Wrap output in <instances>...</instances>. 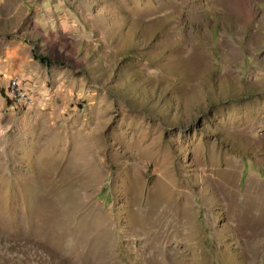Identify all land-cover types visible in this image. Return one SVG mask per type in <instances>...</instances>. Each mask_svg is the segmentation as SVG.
Returning <instances> with one entry per match:
<instances>
[{
	"label": "rangeland",
	"instance_id": "rangeland-1",
	"mask_svg": "<svg viewBox=\"0 0 264 264\" xmlns=\"http://www.w3.org/2000/svg\"><path fill=\"white\" fill-rule=\"evenodd\" d=\"M0 264H264V0H0Z\"/></svg>",
	"mask_w": 264,
	"mask_h": 264
},
{
	"label": "trees",
	"instance_id": "trees-1",
	"mask_svg": "<svg viewBox=\"0 0 264 264\" xmlns=\"http://www.w3.org/2000/svg\"><path fill=\"white\" fill-rule=\"evenodd\" d=\"M33 56L34 58L38 59L40 62L47 64L48 66L54 64V63H60V64H66L67 62L61 58L60 56L56 54H48L39 52L38 49L33 50Z\"/></svg>",
	"mask_w": 264,
	"mask_h": 264
},
{
	"label": "bare ground",
	"instance_id": "bare-ground-1",
	"mask_svg": "<svg viewBox=\"0 0 264 264\" xmlns=\"http://www.w3.org/2000/svg\"><path fill=\"white\" fill-rule=\"evenodd\" d=\"M84 222H85V221H84ZM84 222H83V223H84ZM63 236H64V235H63Z\"/></svg>",
	"mask_w": 264,
	"mask_h": 264
}]
</instances>
